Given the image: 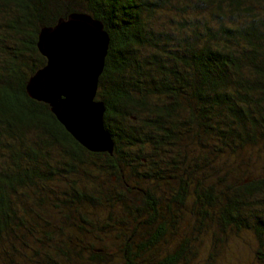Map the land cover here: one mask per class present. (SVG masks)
<instances>
[{
	"label": "trees",
	"instance_id": "1",
	"mask_svg": "<svg viewBox=\"0 0 264 264\" xmlns=\"http://www.w3.org/2000/svg\"><path fill=\"white\" fill-rule=\"evenodd\" d=\"M70 13L109 37L94 99L110 152L25 91L39 29ZM247 148L264 157V0H0V264H185L204 237L208 264L242 231L264 264Z\"/></svg>",
	"mask_w": 264,
	"mask_h": 264
},
{
	"label": "water",
	"instance_id": "2",
	"mask_svg": "<svg viewBox=\"0 0 264 264\" xmlns=\"http://www.w3.org/2000/svg\"><path fill=\"white\" fill-rule=\"evenodd\" d=\"M109 37L87 14L70 13L39 29L36 47L45 58L25 91L48 105L73 139L93 152H110L113 140L103 127L102 102L94 99Z\"/></svg>",
	"mask_w": 264,
	"mask_h": 264
},
{
	"label": "rangeland",
	"instance_id": "3",
	"mask_svg": "<svg viewBox=\"0 0 264 264\" xmlns=\"http://www.w3.org/2000/svg\"><path fill=\"white\" fill-rule=\"evenodd\" d=\"M162 18V17H161ZM251 151L247 148V152ZM246 152V153H247ZM250 161H263L264 157H257L253 151L250 152ZM105 215V214H104ZM59 219L61 215L58 213ZM99 217H101L99 215ZM195 242V241H194ZM193 242L195 246L194 252L189 256L185 264H204V259L211 251V244L208 237L202 238L200 241ZM197 244V245H196ZM255 241L253 235L249 231H242L238 237L229 234L218 247L215 256L208 264H255L254 249Z\"/></svg>",
	"mask_w": 264,
	"mask_h": 264
}]
</instances>
